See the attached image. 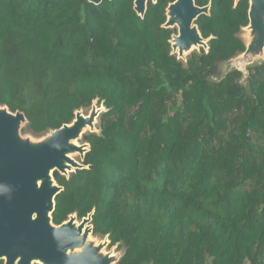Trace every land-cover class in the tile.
Wrapping results in <instances>:
<instances>
[{
  "label": "trees",
  "instance_id": "obj_1",
  "mask_svg": "<svg viewBox=\"0 0 264 264\" xmlns=\"http://www.w3.org/2000/svg\"><path fill=\"white\" fill-rule=\"evenodd\" d=\"M174 1L140 17L134 0H0V106L34 134L104 107L84 168L53 173L51 217L92 213L116 264H264V56L245 85L219 75L245 51L248 0H194L208 49L185 61L163 28Z\"/></svg>",
  "mask_w": 264,
  "mask_h": 264
},
{
  "label": "water",
  "instance_id": "obj_2",
  "mask_svg": "<svg viewBox=\"0 0 264 264\" xmlns=\"http://www.w3.org/2000/svg\"><path fill=\"white\" fill-rule=\"evenodd\" d=\"M89 1L98 5L103 0ZM148 1L156 3L157 0H134L133 9L138 16L143 17ZM248 4V25L245 28L250 37L244 42V53L225 66L226 72L231 69L243 72L245 66L264 56V0H248ZM208 13L209 6L198 7L194 0H175L167 6L163 28L176 29L170 44L171 53L177 59L186 60L176 54L177 48L182 54L191 44L203 42L205 47L201 48L208 49L207 40L201 37L194 24L200 15ZM101 107H92L88 115H83L82 110L76 111L70 124L49 132L44 141L33 145L21 143L15 135L18 125L27 123L23 113L13 114L0 106V261L3 264H110L119 260L100 254L109 243L107 237H104L103 246H94L95 243L87 241V235L93 232L92 213L80 221L76 215H70L60 225H54L51 217L54 199L62 187L55 183L53 174L49 176L48 173L60 172L68 177L75 170L84 168L67 155L77 154L83 161L89 145L82 144L87 146L83 151L82 145L74 146L69 142L76 140L84 129L95 132L94 124L104 111ZM64 161L74 170L65 173ZM85 225L88 234L83 231ZM69 250L76 253L68 254Z\"/></svg>",
  "mask_w": 264,
  "mask_h": 264
},
{
  "label": "rangeland",
  "instance_id": "obj_3",
  "mask_svg": "<svg viewBox=\"0 0 264 264\" xmlns=\"http://www.w3.org/2000/svg\"><path fill=\"white\" fill-rule=\"evenodd\" d=\"M176 30V29H175ZM240 37L243 39V41L246 43L248 42L249 40V31L246 29V28H243L240 32ZM200 49H203L205 50L204 48H197L195 49V52H198ZM194 52V51H193ZM189 55V54H188ZM185 56V58H187V56ZM254 65V64H253ZM252 64L248 65V66H245V68L243 69V77L241 79H239V83L245 85L246 84V78H247V70L249 68H252L253 67ZM224 68H225V65H221L219 66V75H222L224 74ZM232 70V69H231ZM92 107H96L97 109H102L101 106H98L96 104H94ZM87 109V110H84L82 112L83 115H88L90 112H91V109ZM97 124H98V120H96V123L94 124V131L96 133H98V130H97ZM91 131V129H84L83 132H81V134L79 135L78 138H76V143L77 145H82V144H85L82 140V136L84 134H88L89 132ZM93 131V132H94ZM15 135L18 137V139L20 140L21 143H25V142H29L30 144H33V145H36V144H39L41 143L42 141H44V139L47 137V134H34L32 133L28 127H27V123H20L16 129V133ZM72 158L77 161L78 163H81L82 164V159L80 158L79 155L75 154V155H72ZM60 173V172H59ZM53 174V171L51 172V175ZM89 242L91 244L93 243H96V244H100V243H103L104 242V238L102 237H96V236H93L92 234H90V239H89ZM123 252V249L121 248H111L109 246V243H107L101 250V253L102 255H109V257L111 258H114L116 257L117 259L119 258V256L122 254ZM70 253H76V251H68V254ZM32 264H37V263H32ZM110 264H116V262H112Z\"/></svg>",
  "mask_w": 264,
  "mask_h": 264
},
{
  "label": "bare ground",
  "instance_id": "obj_4",
  "mask_svg": "<svg viewBox=\"0 0 264 264\" xmlns=\"http://www.w3.org/2000/svg\"><path fill=\"white\" fill-rule=\"evenodd\" d=\"M175 27H178V25H175ZM201 46H203V47H205V44L203 43V42H199V43H197V44H191V46H190V48H188V49H184L183 50V52H182V54H179L178 53V48L175 50V52H176V54L180 57V58H184L189 52H191L192 50H195V49H197L198 47H201ZM69 144H71V145H74V146H78L77 145V143H76V141H75V139L74 140H71L70 142H69ZM87 148V146L86 145H82V150L84 151L85 149ZM67 156H69L70 158H72V156L71 155H67ZM75 162H77V161H75ZM63 164H64V172L65 173H69V172H71V171H73L74 170V167L72 166V165H70L69 163H67V162H63ZM50 173H51V171H49V176H50ZM64 173V174H65ZM37 185L39 186L40 185V181H38L37 182ZM46 216L48 217L49 216V212H47L46 213ZM77 225V223L75 224V226ZM89 229H88V226L87 225H85L84 226V228H83V231L84 232H87V234L89 233V231H88ZM87 241L90 239V234H88L87 235ZM105 242H106V240H105ZM98 245H102V243H100V244H96L95 243V245L94 246H98ZM103 246V245H102Z\"/></svg>",
  "mask_w": 264,
  "mask_h": 264
}]
</instances>
